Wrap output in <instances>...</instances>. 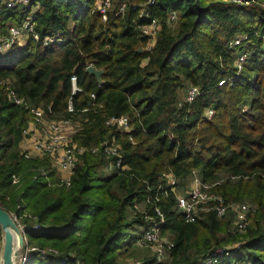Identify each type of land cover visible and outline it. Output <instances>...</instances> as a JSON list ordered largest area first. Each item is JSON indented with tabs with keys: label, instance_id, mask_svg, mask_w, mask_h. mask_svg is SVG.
Segmentation results:
<instances>
[{
	"label": "trees",
	"instance_id": "1",
	"mask_svg": "<svg viewBox=\"0 0 264 264\" xmlns=\"http://www.w3.org/2000/svg\"><path fill=\"white\" fill-rule=\"evenodd\" d=\"M95 1L31 0L7 13L0 0L2 27L31 15L39 39L57 32L64 39L58 47L29 39L20 50L0 55V208L16 216L26 245L56 250L45 257L30 254L23 264H120L127 230L145 227L148 217L156 218L154 208L163 215L160 234L172 242L166 264H201L215 249L236 243L216 264H264V0H158L146 8L148 19L131 10L147 0H112L105 22L91 12ZM121 2L126 8L116 15ZM168 11L177 14L173 23L165 18ZM151 18L160 30L150 52L137 53L145 39L135 27ZM238 53L246 56L239 73ZM88 65L102 71L100 84L85 72ZM71 76L81 90L74 96ZM190 86L198 95L186 104ZM7 89L49 119L71 116L78 147L117 145L121 167L106 173L110 159L83 153L67 188L48 186L46 180L54 181L49 161L22 156L27 113L7 101ZM122 117L127 131L105 125ZM192 171L201 183L221 181L211 192L227 205L254 207L243 233L233 227L231 210L186 223L174 194L158 191L168 173L174 189L184 192ZM142 264L156 263L151 257Z\"/></svg>",
	"mask_w": 264,
	"mask_h": 264
},
{
	"label": "built area",
	"instance_id": "2",
	"mask_svg": "<svg viewBox=\"0 0 264 264\" xmlns=\"http://www.w3.org/2000/svg\"><path fill=\"white\" fill-rule=\"evenodd\" d=\"M31 0H5L3 3L4 9L7 12H15L20 8H25L29 5ZM158 0H147L143 5L131 6V10L138 12L137 16L140 18L148 19L146 8L154 5ZM232 2L239 5L255 4L256 0H231ZM112 0H98L92 9V13H96L101 22H105L106 15L111 8ZM126 3L121 2L116 10V15H122L126 8ZM176 12L168 11L166 13V20L169 23H173L176 20ZM33 17L28 16L19 25L8 26L5 31L1 30L0 25V53L3 51H9L19 41L21 37H28L34 41H39L44 46L49 45H60L64 42L58 34L46 36L39 39L38 34L33 28ZM135 29L139 32V35L145 39L143 48L140 49L144 52H150L153 47L156 35L158 34L160 27L156 19H149L142 25H137ZM264 41V38H260ZM243 39H234L231 42V46H237L242 42ZM246 56L244 53H238L234 62V68L237 73L242 70V66L245 62ZM90 66V65H88ZM87 67V66H86ZM224 81L218 83L222 85ZM101 83V82H100ZM70 84V95L74 96L80 93V88L76 85V79L74 76L69 78ZM1 85V83H0ZM198 95V89L196 87H188L183 96V101L186 104H190L194 98ZM5 97L8 102L15 106H22L26 110L27 119L24 123V127L21 131L22 140L27 143V150H21L22 156L25 159L37 158L47 159L51 166L53 165L57 171L61 173L58 182L50 183L46 180L48 186H57L67 188L69 186L70 178L73 174V169L78 156L83 153H89L95 155L101 153L105 158L110 159L109 167L112 169H118L121 167V154L119 148L114 143L104 141L98 146L92 148L78 147L73 141L72 136L75 133V124L72 123V117L66 118L60 116L57 119H49L45 116V112L40 108H35L27 105L23 100L14 93L13 90L7 89L5 91ZM93 99V95H90ZM47 114H51L50 109L46 108ZM84 111V110H83ZM82 111V112H83ZM73 108L70 99L66 103L65 114H73ZM212 115L211 110H206L205 117L208 119ZM105 125H116L117 128L123 131L128 130L127 119L122 118H111L105 122ZM36 132V134H35ZM164 188H158L162 196H166L167 192L174 194V207L179 213L182 220L186 223L194 222L199 215L211 212L217 218L223 217L228 210L233 211V227L239 232L246 228L248 223L247 212L248 208L245 205H227L223 199L211 192V189L217 185H220L221 181H216L212 184L201 183L196 173L191 172L192 183L188 191L184 195H177L175 193L174 185L175 179L168 173L161 175ZM233 180L234 178H229ZM12 183H16V179L12 177ZM157 201V199H154ZM146 203H149V199H146ZM136 208V207H135ZM156 218L148 217V223L138 233L134 245L136 246H148L154 256L155 263L158 262L165 254L169 252L172 247V242L169 239H161L159 228L160 223L163 221V215L157 208H154ZM14 221L19 228L24 230L17 221L15 215H12ZM37 228V226H34ZM25 233V230H24ZM24 238V237H23ZM1 233H0V251H1ZM233 247H219L212 253L205 256L201 260V264H216L218 257L222 254H228L232 251ZM234 249V248H233ZM30 254H35L38 257H45L56 254V250L51 247L40 248L33 245H26L25 241L23 246L18 249L16 255V264H23ZM135 261V260H133ZM137 264H138V260ZM1 264V259H0ZM142 264V262H141Z\"/></svg>",
	"mask_w": 264,
	"mask_h": 264
},
{
	"label": "water",
	"instance_id": "3",
	"mask_svg": "<svg viewBox=\"0 0 264 264\" xmlns=\"http://www.w3.org/2000/svg\"><path fill=\"white\" fill-rule=\"evenodd\" d=\"M140 53V49L136 50ZM85 72L91 75L97 84L101 82L102 71L95 70L92 66H87ZM0 233H1V264H16L18 249L24 243V230L18 227L12 215L0 208Z\"/></svg>",
	"mask_w": 264,
	"mask_h": 264
},
{
	"label": "rangeland",
	"instance_id": "4",
	"mask_svg": "<svg viewBox=\"0 0 264 264\" xmlns=\"http://www.w3.org/2000/svg\"><path fill=\"white\" fill-rule=\"evenodd\" d=\"M31 16V15H29ZM21 48L17 49L16 51L20 50ZM9 52H12V50H10ZM15 52V51H14ZM3 54H6V53H3ZM3 54H0V55H3ZM51 165V164H50ZM50 169L54 171V176H53V182L52 183H56L58 182V179H59V176L57 174V170L55 169V167L52 165L50 166ZM108 170H104V172L107 173ZM105 174V173H104ZM49 182H51V180H47ZM188 188L189 186L185 189L184 192H180V190H178L177 188L175 189V192L177 195H184L187 191H188ZM244 205V204H242ZM247 206L248 210H250V208L254 209V207H251L249 208V205H245ZM138 210H142V206H139L138 207ZM248 224L251 222V218L248 217ZM141 227H131L127 230V234L126 236L123 238V242L125 245H127V251H125L122 255H120V258H119V261H120V264H137V261L138 260V264H141L142 260H144L145 258H151V257H154L150 248L148 246H136V245H133L132 244V241H133V238L134 236L139 233ZM245 231V229L243 231H239V233H243ZM138 235V234H137ZM161 237V239L163 240H167V236L166 234H160L159 235ZM136 246V248L134 247ZM228 245H226L227 247ZM233 248H237L238 247V243L234 244V246H232ZM131 250L132 251V254L131 255H128V251ZM135 260V261H133ZM169 261V255L168 254H165L162 258H160L158 260V262L156 264H166L168 263Z\"/></svg>",
	"mask_w": 264,
	"mask_h": 264
},
{
	"label": "crops",
	"instance_id": "5",
	"mask_svg": "<svg viewBox=\"0 0 264 264\" xmlns=\"http://www.w3.org/2000/svg\"><path fill=\"white\" fill-rule=\"evenodd\" d=\"M4 1H5V0H4ZM97 1H98V0H96V1L94 2L92 9L94 8V6H95V4H96ZM3 3H4V2H3ZM92 9H91V12H92ZM7 13H10V12H7ZM0 25H1V30H2V31H5V29H6L8 26L15 25V24H8V25H6L5 27H2V24H1V22H0ZM54 34H58L59 37H60L61 39H63V38H62V35H61L59 32L54 33ZM50 36H51V35H50ZM28 40H29L28 37H21V38L19 39V41L15 44V46H13V48H11V50H12V51H16L17 49L24 47L25 44H26V42H27ZM63 40H64V39H63ZM36 42H37V41H36ZM39 42H40V40H39ZM41 46L44 47L42 44H41ZM49 46L58 47L59 45H49ZM49 46H47V47H49ZM9 51H10V50H9ZM9 51H3V53H7V52H9ZM3 53H0V54H3ZM35 134H36V132H35ZM19 148H20V150H27V149H28V147H27V143H26L25 141H24V142H23V141L20 142ZM106 170H108V171L111 170V168L109 167V165L107 166V169H106ZM57 175H58V176H61V173L58 171L57 174H56V176H57ZM191 183H192V179H190L189 187H190ZM24 241H25V237H24Z\"/></svg>",
	"mask_w": 264,
	"mask_h": 264
}]
</instances>
